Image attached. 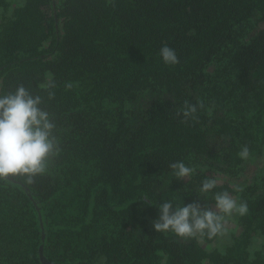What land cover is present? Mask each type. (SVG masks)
I'll return each mask as SVG.
<instances>
[{
    "label": "trees",
    "instance_id": "trees-1",
    "mask_svg": "<svg viewBox=\"0 0 264 264\" xmlns=\"http://www.w3.org/2000/svg\"><path fill=\"white\" fill-rule=\"evenodd\" d=\"M20 85L60 150L34 183L0 180V264H45L41 248L59 264H264V168L248 171L264 156V0H0V96ZM175 162L195 172L178 180ZM223 191L249 209L229 243L155 231L162 203Z\"/></svg>",
    "mask_w": 264,
    "mask_h": 264
},
{
    "label": "clouds",
    "instance_id": "clouds-1",
    "mask_svg": "<svg viewBox=\"0 0 264 264\" xmlns=\"http://www.w3.org/2000/svg\"><path fill=\"white\" fill-rule=\"evenodd\" d=\"M159 55L167 65H176L179 59L173 49L164 45ZM54 79L46 77L39 85L47 92L49 100L54 99ZM71 89L72 84L66 85ZM44 99L33 95L23 85L14 92L0 96V180H23L27 184L35 182V178L47 172L52 159L58 154L59 142L55 135L56 125L50 113L42 107ZM200 108L204 105L201 102ZM197 105L185 101L182 109L177 110V116H183L186 123L196 119ZM250 149L242 146L238 156L247 160ZM173 175L178 180L185 181L195 172L194 167L183 162L169 165ZM220 183L217 178H207L202 181L198 192L206 194ZM236 191H241L235 188ZM214 207L194 201L191 204L175 206L172 202H164L159 206V216L153 222L157 233H172L181 240H197L207 238L213 240L228 234V223L234 215L244 216L248 213L247 202H238L228 191L215 194ZM147 201V199L145 200Z\"/></svg>",
    "mask_w": 264,
    "mask_h": 264
},
{
    "label": "rangeland",
    "instance_id": "rangeland-1",
    "mask_svg": "<svg viewBox=\"0 0 264 264\" xmlns=\"http://www.w3.org/2000/svg\"><path fill=\"white\" fill-rule=\"evenodd\" d=\"M13 1L19 2L20 0H13ZM141 98L146 99L145 95H143ZM141 102L140 101H138V102L134 101L131 103V107L136 108L140 105ZM262 168H264V156L263 155L262 156H254L251 159H249V162H248V171L249 172L255 171L257 169H262ZM236 182H238V184H234L236 186H245L246 185L245 184L246 183V176L241 178V180L240 179L237 180ZM231 219L233 220V217ZM227 227H228V234L224 237H220L221 243L223 245H225L231 241V235L233 234V232H235V233L238 232V227L236 228V224L230 220H229ZM259 239H260V240H258L259 242H257L258 244L261 241V237H259ZM215 242H217V241H215ZM217 245H218V242H217ZM260 246H262V245H260Z\"/></svg>",
    "mask_w": 264,
    "mask_h": 264
},
{
    "label": "water",
    "instance_id": "water-1",
    "mask_svg": "<svg viewBox=\"0 0 264 264\" xmlns=\"http://www.w3.org/2000/svg\"><path fill=\"white\" fill-rule=\"evenodd\" d=\"M40 257H41V260L43 261V263L45 264H59V263H55V262H52V261H49L46 256L43 254V249L41 248L40 249ZM73 264H98V263H73Z\"/></svg>",
    "mask_w": 264,
    "mask_h": 264
}]
</instances>
